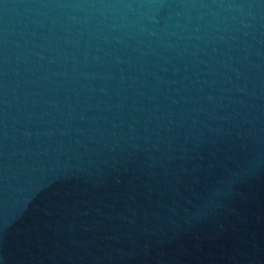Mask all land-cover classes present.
<instances>
[{"label": "water", "instance_id": "95a60500", "mask_svg": "<svg viewBox=\"0 0 264 264\" xmlns=\"http://www.w3.org/2000/svg\"><path fill=\"white\" fill-rule=\"evenodd\" d=\"M0 264H264V0H0Z\"/></svg>", "mask_w": 264, "mask_h": 264}]
</instances>
